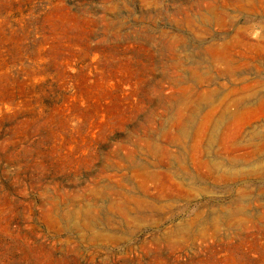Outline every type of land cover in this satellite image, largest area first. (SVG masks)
<instances>
[{
  "label": "rangeland",
  "instance_id": "rangeland-1",
  "mask_svg": "<svg viewBox=\"0 0 264 264\" xmlns=\"http://www.w3.org/2000/svg\"><path fill=\"white\" fill-rule=\"evenodd\" d=\"M0 264H264V0H0Z\"/></svg>",
  "mask_w": 264,
  "mask_h": 264
}]
</instances>
